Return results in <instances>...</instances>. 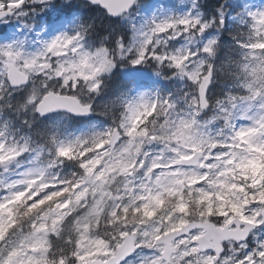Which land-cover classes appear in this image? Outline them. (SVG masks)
Here are the masks:
<instances>
[{
    "label": "clouds",
    "instance_id": "1",
    "mask_svg": "<svg viewBox=\"0 0 264 264\" xmlns=\"http://www.w3.org/2000/svg\"><path fill=\"white\" fill-rule=\"evenodd\" d=\"M125 4L112 14L94 0H23L14 11L23 30L0 42V167L19 169L6 184L30 179L0 196V264L13 251L10 264H85L72 253L120 233L137 243L124 264H264V0ZM50 14L65 22L47 34ZM138 69L152 82L121 81L99 99ZM53 96L87 110H45ZM92 113L107 123L71 127ZM66 161L74 170L62 173ZM37 180L72 190L27 215Z\"/></svg>",
    "mask_w": 264,
    "mask_h": 264
},
{
    "label": "snow or ice",
    "instance_id": "2",
    "mask_svg": "<svg viewBox=\"0 0 264 264\" xmlns=\"http://www.w3.org/2000/svg\"><path fill=\"white\" fill-rule=\"evenodd\" d=\"M94 3L98 4L102 8L107 9V11L112 14L120 13L121 10L126 6L125 0H94ZM22 6L23 0H0V18L6 17L7 14L13 13L15 10L19 9ZM4 54L6 56L12 57V59H15V54L13 53L5 52ZM9 67L10 70H13L11 69V64L9 65ZM47 108H66L67 110L73 112H83L87 110V108L81 106L74 97L61 96H53L48 101L45 110H47ZM39 171L41 177H43V170ZM29 179L30 178H26L23 181H17L15 184H6L4 181H0V189H4L5 192H10V190L15 191L21 184L24 187H27ZM39 185H41V180H37L36 184L32 185V187L29 188V194H31L32 192H36V195L32 196L31 200L27 201V204L31 206V211L26 207L24 214L31 215L32 211H39L42 208H47L48 204H43L41 203V201L42 198H47L50 193L59 192L65 187H67L69 191L72 190V185H66L64 182H53L52 184H48L47 186L40 187L38 190ZM76 191H79V189H76ZM67 195L68 193L65 192L64 195L57 197L56 200L50 201L49 203L63 202ZM57 219L62 222L63 217H58ZM136 246L137 243L134 236H132L131 234L120 233L116 234L114 236V239L110 241H105L103 243L97 242L96 246L90 248L87 251L81 252L77 250L72 253V256L75 257L78 261H84L85 264H87L89 260L91 261V264H124V261L127 259V257L135 251ZM168 251L169 250L166 248L162 249L163 256H167ZM191 251L194 253L196 249L192 248ZM14 254V251L8 254L5 264H10L12 256ZM100 257H103V259H100ZM41 259L43 260V264H48V261L45 257H42ZM59 264H65L63 258H61Z\"/></svg>",
    "mask_w": 264,
    "mask_h": 264
},
{
    "label": "rangeland",
    "instance_id": "3",
    "mask_svg": "<svg viewBox=\"0 0 264 264\" xmlns=\"http://www.w3.org/2000/svg\"><path fill=\"white\" fill-rule=\"evenodd\" d=\"M170 3L174 4L175 0H145L144 4L146 7H153L156 5H159L161 3ZM238 3L243 2L248 5H254L258 2V0H237ZM14 19L12 21H6V23H0V42L3 41L4 37L6 36H13L17 31H22V27L17 23L19 20V17H16L15 15L13 16ZM233 19L235 20V16L233 15ZM4 21V20H3ZM64 18L60 16L59 14H50L47 18H45L43 21H41L42 27L44 28V33L51 34L54 31L60 29L64 25ZM42 33V34H44ZM140 74H130L133 77L139 76L142 77L144 76L145 78L148 79V82L152 81V78L149 76L148 73L143 72V70H137ZM138 77V78H139ZM163 84V82H161ZM165 88H167L166 84H163ZM54 119V118H53ZM52 120V119H50ZM2 124V122H0ZM57 124H60V121L57 119ZM27 157V154H25V158ZM20 160L21 158H17ZM22 167V165H21ZM63 168V167H62ZM61 168V172L65 173L63 169ZM19 169L16 168L15 164H10L8 166V171L5 172L3 167H0V181H10L14 178H16V171ZM5 194L4 189H0V196H3ZM151 250L145 249L144 254H149Z\"/></svg>",
    "mask_w": 264,
    "mask_h": 264
},
{
    "label": "trees",
    "instance_id": "4",
    "mask_svg": "<svg viewBox=\"0 0 264 264\" xmlns=\"http://www.w3.org/2000/svg\"><path fill=\"white\" fill-rule=\"evenodd\" d=\"M206 10H210V6ZM90 11L93 14H95V13H97L99 11H102V10L99 9V8H97V7H93ZM232 20H234V19L232 18ZM112 22L113 23H116L117 21L116 20H113ZM229 23H231V21H229ZM224 40H225V42H228L230 40V37L227 36V35H225L224 36ZM121 81H124L125 85L128 84V83H132V82L137 83V84H147L145 78L139 77L137 79L136 77H133V76H131L129 74L119 73L114 78V80L111 82V85H110L108 91L105 93V96L104 97H100L99 99H104L107 96L114 95L118 91V89L122 86L121 85ZM166 86L168 88L170 85L166 84ZM5 115H7L8 118L10 120H12L14 124H16L17 126L20 127L21 132H26L28 130L26 127L20 126V121L19 120H16L15 117L11 113H6ZM53 118L55 119V117L53 116V117H50L48 119L42 120L41 121V124H43L44 122H46V121H48L50 119H53ZM0 122H2V124H3L6 121L2 117H0ZM93 122H96V123H98L100 125H103V124L107 123V120L105 118H103V116L101 117V115H99L98 113H96L95 116H94V118L92 120L84 121V120H81V119H71L70 118V121H69L71 127H73V128H81V127L87 126V125H89V124H91ZM37 127H39V125H37ZM65 165L66 166L62 168L65 173L69 172L70 170H74L72 168L71 162H67L66 161L65 162Z\"/></svg>",
    "mask_w": 264,
    "mask_h": 264
},
{
    "label": "water",
    "instance_id": "5",
    "mask_svg": "<svg viewBox=\"0 0 264 264\" xmlns=\"http://www.w3.org/2000/svg\"><path fill=\"white\" fill-rule=\"evenodd\" d=\"M14 13H15V12L10 13V14H7L6 17H7V16H12ZM3 19H4V17H3V18H0V21L3 20ZM50 115H51V114H50ZM50 115H48V116H50ZM93 115H94V114L92 113V114H89V115H87V116H71V117H73V118H83V119H88V118H91ZM48 116H46V117H48ZM46 117H44V118H46ZM44 118H43V119H44Z\"/></svg>",
    "mask_w": 264,
    "mask_h": 264
}]
</instances>
